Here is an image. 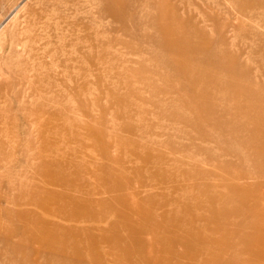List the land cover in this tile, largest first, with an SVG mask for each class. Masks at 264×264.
<instances>
[{
  "label": "rangeland",
  "instance_id": "374dc122",
  "mask_svg": "<svg viewBox=\"0 0 264 264\" xmlns=\"http://www.w3.org/2000/svg\"><path fill=\"white\" fill-rule=\"evenodd\" d=\"M123 1L133 20L107 13L105 0H0V264H264L253 257L264 254L258 160L223 132L194 128L151 24L170 6L264 94V0ZM42 154L94 212L59 221L64 236L50 246L16 235L12 222L16 202L42 183ZM106 168L120 173L108 178ZM117 198L129 202L116 212ZM161 215L184 243L167 239L172 223ZM146 216L154 229L142 246H114L130 233L113 224L144 229ZM185 243L195 253L185 256Z\"/></svg>",
  "mask_w": 264,
  "mask_h": 264
},
{
  "label": "bare ground",
  "instance_id": "6f19581e",
  "mask_svg": "<svg viewBox=\"0 0 264 264\" xmlns=\"http://www.w3.org/2000/svg\"><path fill=\"white\" fill-rule=\"evenodd\" d=\"M105 1L106 12L116 19L121 21L135 18V14L131 13L127 6L128 3L126 4L125 1ZM175 15V12L169 6L164 13L159 12V15L153 18L151 24L157 31L155 38L156 46L160 50V60L172 68L171 76L179 82H183L182 87L186 93L184 92V97H181V106L184 110L195 114L196 122L193 125L194 128L199 129L198 131L205 126L210 127L212 130L219 131V133L223 132L226 140L235 139L233 141H238L247 148L250 154L255 155L258 160V164L255 163L257 166L254 167L255 173L264 176L263 92L259 88H254L247 81L249 74L237 64L230 53L222 49L215 50L205 33L193 29L189 24L187 25L178 20ZM138 23L135 24L136 28L139 26ZM169 81H171V77ZM224 93L229 96L226 100L222 98L225 95ZM182 121L188 124L192 123L184 118H182ZM210 135H207V132L205 134L199 133V136L213 138ZM233 148L236 150V147ZM227 151L230 152L228 148ZM236 153L243 157V152L238 151ZM45 156L42 154L44 164V168L41 170L42 183L39 182L33 185L35 186L32 187L33 193L22 203L17 204L16 202L17 210L12 222L17 226L13 230L16 235H27L35 243L50 246L55 244L54 240L58 235L64 236L59 221L66 219L72 224L82 216L93 217L94 212L89 208L90 202L71 195V192L75 191L77 186L68 183L60 175L54 158ZM105 172L110 178L119 170L106 168ZM118 180L120 181L119 178ZM112 184H114L113 189L123 188L127 185L121 182ZM56 186L60 188V191L54 189ZM118 201L129 202L127 198H117V201L113 202L116 212L124 207L119 206ZM242 203L241 205H243ZM68 211L70 217L67 215ZM237 212L238 210L235 209L234 214ZM223 214L228 215L227 212H223ZM161 217L164 221L172 223L168 215H161ZM224 217L227 218V216ZM148 219L149 216H146L143 221L146 225H143L144 229L132 225L133 222L123 223V225L120 223L113 224V232L121 230L125 226L130 233L125 239L114 237L117 239L114 240L111 238L114 240V246L118 247L121 244H138L142 246L140 245L141 235L145 231V233H152L154 229L148 225ZM177 229L178 226L172 223L170 226L171 231H168L170 236L167 239L171 240L174 245L184 243V240L176 239L177 236L174 231ZM90 236L93 240V234ZM195 251L186 245L184 254L187 256L186 254L195 253ZM225 251L218 254L215 259L224 256ZM133 253L128 254V257L132 256ZM253 257L257 260L263 259L264 254L259 255V257L253 255ZM221 260H225L223 264H243L241 261L236 262L235 258H221Z\"/></svg>",
  "mask_w": 264,
  "mask_h": 264
}]
</instances>
